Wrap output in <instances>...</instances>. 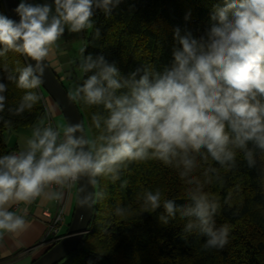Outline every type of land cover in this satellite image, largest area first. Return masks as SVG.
<instances>
[{
  "label": "clouds",
  "instance_id": "obj_1",
  "mask_svg": "<svg viewBox=\"0 0 264 264\" xmlns=\"http://www.w3.org/2000/svg\"><path fill=\"white\" fill-rule=\"evenodd\" d=\"M122 2L19 0L13 9L18 20L0 12V57L14 52L25 58V66L13 70L18 75L7 77L24 90L8 112L21 116L41 99L30 90L43 85L47 60L66 29L70 33L94 29L98 39L96 10L111 16ZM209 20L202 35L187 28L182 34L175 27L171 59L159 69L141 64L125 74L103 54L85 55L87 44L79 48V63H72L79 69L81 82L68 98L86 107L102 106L106 116H91L92 128L100 130L103 122L102 131L92 138L83 121L54 129L41 127L45 123L41 120L23 148L0 154V241L6 236L19 238L30 226L27 207L20 215L9 210L14 206H29L38 198L59 202L65 190L75 185L81 193L80 207L91 208L103 197L95 191L98 177L115 183L130 165L151 160L182 169L181 180L195 187L185 189L186 202L180 204L159 188L145 190L141 212L163 208L158 217L162 224L177 216L185 221V241L199 235L205 238V250L225 248L231 228L226 223L217 226L221 204L204 190V183L211 181L202 183L189 174L197 167V155L208 165L204 175L209 176L220 171L209 161L229 171L235 167L237 150L253 167L249 143L264 152V0H221ZM8 88L0 79V113L6 108ZM4 124L11 128L12 122ZM126 185L127 181L121 183Z\"/></svg>",
  "mask_w": 264,
  "mask_h": 264
},
{
  "label": "trees",
  "instance_id": "obj_2",
  "mask_svg": "<svg viewBox=\"0 0 264 264\" xmlns=\"http://www.w3.org/2000/svg\"><path fill=\"white\" fill-rule=\"evenodd\" d=\"M220 6L221 0H123L111 16L96 10L94 28L100 29L101 36L95 38L94 29L83 36L82 45H88L85 55L103 54L110 62L115 61L125 74L141 64L159 69L171 59L173 29L180 27L183 34L187 28L194 35H202L210 24L209 17ZM0 12L8 16L5 0H0ZM23 66L25 58L17 53L8 52L0 57V79L9 85L5 93L6 108L0 113V154L12 149L6 145L5 131L41 126V120L45 126L47 117L53 116L48 105L50 97L43 96L42 88L30 90L41 96L31 112L25 111L21 116L8 112V107L14 108L19 103L24 90L18 89L7 77L18 75L13 70ZM68 74L56 73L62 84V80H72ZM75 105L85 122V132L92 138L98 136L103 122L100 130L92 128L91 116L93 113L106 116L102 106ZM6 120L12 122L11 128L4 124ZM249 147L253 148L255 159L251 168L244 153L237 150L236 165L230 171L209 161L220 171L218 175L205 176L204 168L208 165L197 155V167L189 174L202 183L211 181L204 183V190L221 204L217 226L226 223L231 228L229 243L223 250H205V238L199 235L185 241L182 232L185 221L177 216L169 224H162L158 217L163 214V208L154 213L141 212L145 190L159 188L165 197L180 204L186 202L185 189L195 187L181 180L178 173L182 169L150 160L130 165L115 183L108 178H97L95 191L103 197L94 204L88 232L77 250L56 264H264V152L251 143ZM123 181H127L125 187H121ZM117 209H122V214ZM67 226L68 223L62 235Z\"/></svg>",
  "mask_w": 264,
  "mask_h": 264
},
{
  "label": "crops",
  "instance_id": "obj_3",
  "mask_svg": "<svg viewBox=\"0 0 264 264\" xmlns=\"http://www.w3.org/2000/svg\"><path fill=\"white\" fill-rule=\"evenodd\" d=\"M19 2V0H18ZM31 3L37 4H51L52 0H29ZM73 33L65 31L64 36L58 41L59 47L55 50V53L51 55L47 62L51 66L54 72L61 73L65 69L64 65L72 66V56L70 55L71 47L68 46L72 41ZM69 53V55H68ZM61 79L63 76L60 77ZM48 100V99H47ZM48 105L53 112L56 107L53 101L48 100ZM41 127H46L41 126ZM17 149V147H12ZM76 186L73 185L70 189L65 190V195L62 201L65 204L64 216L70 215L75 204ZM27 207V216L25 217L29 223L28 229L23 232L19 238L16 236L5 237L3 241H0V261L9 259L8 264H29L34 259L38 258L44 251L46 246L40 244L42 239L46 235L47 227L45 219L42 217V210L47 208L49 211L54 212L57 207V201H48L44 198H38L34 203L29 206L19 205L9 209L15 210L17 214L23 215L22 209ZM66 218L62 223L60 232L64 228Z\"/></svg>",
  "mask_w": 264,
  "mask_h": 264
},
{
  "label": "water",
  "instance_id": "obj_4",
  "mask_svg": "<svg viewBox=\"0 0 264 264\" xmlns=\"http://www.w3.org/2000/svg\"><path fill=\"white\" fill-rule=\"evenodd\" d=\"M8 16L17 19L13 12L18 0H5ZM34 63V62H32ZM46 91L48 97L54 102L63 114L67 125H75L83 121L77 106L68 98V92L47 62L43 76V85L40 87ZM78 188L76 186L75 204L71 220L62 238L45 249V251L29 264H56L79 247L82 237L88 232L89 224L94 216L93 207L85 209L80 207ZM83 217V219H81Z\"/></svg>",
  "mask_w": 264,
  "mask_h": 264
},
{
  "label": "rangeland",
  "instance_id": "obj_5",
  "mask_svg": "<svg viewBox=\"0 0 264 264\" xmlns=\"http://www.w3.org/2000/svg\"><path fill=\"white\" fill-rule=\"evenodd\" d=\"M89 30H86L82 33H73L72 41L69 42L68 46L71 47V50L69 53L72 56V59L77 61V64L79 63V60H78L79 48L83 44V36L84 35L86 36L90 32ZM69 53H68V55H69ZM63 68L65 69L64 71L69 72L72 75V80H70V81L62 80L67 92L69 93V91H71L74 88V86L76 84H78L81 74H80L79 69L77 68L76 64L72 63L71 67L68 65H64ZM42 94L44 97L48 96V94L46 93V91L44 89L42 91ZM52 113H53L52 121L54 123L55 128L58 125L61 128L64 125H67L63 114L61 113V111L59 110V108L57 106L55 107V110H53ZM32 129L33 128H29V127H26V128L20 127L17 129H10L8 131H5L4 136H5L6 145L8 147H15V146L18 147L19 146L20 148H23L25 146L26 140L31 137ZM61 138H62V133H61ZM64 217L66 218V221L64 224V228H65L66 224L69 223L71 220V214L64 216Z\"/></svg>",
  "mask_w": 264,
  "mask_h": 264
},
{
  "label": "built area",
  "instance_id": "obj_6",
  "mask_svg": "<svg viewBox=\"0 0 264 264\" xmlns=\"http://www.w3.org/2000/svg\"><path fill=\"white\" fill-rule=\"evenodd\" d=\"M49 125L55 129L51 116L47 117L46 120V127ZM13 150L16 149L12 148L9 151H13ZM53 187L55 189L56 186ZM64 208H65V204L61 200L57 202V207L54 212L49 211L47 208L42 210L41 214L42 217L46 220L45 223H46L47 231L45 237L42 239L40 244H43L44 246H51L62 238V234L60 230L62 223L64 222V213H65ZM8 263H9V259L0 261V264H8Z\"/></svg>",
  "mask_w": 264,
  "mask_h": 264
}]
</instances>
